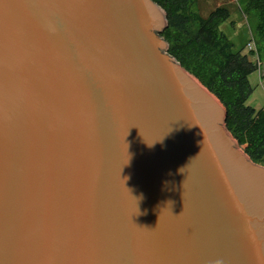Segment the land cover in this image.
Segmentation results:
<instances>
[{"label": "water", "instance_id": "95a60500", "mask_svg": "<svg viewBox=\"0 0 264 264\" xmlns=\"http://www.w3.org/2000/svg\"><path fill=\"white\" fill-rule=\"evenodd\" d=\"M159 9L0 0V264H264V167Z\"/></svg>", "mask_w": 264, "mask_h": 264}, {"label": "trees", "instance_id": "16d2710c", "mask_svg": "<svg viewBox=\"0 0 264 264\" xmlns=\"http://www.w3.org/2000/svg\"><path fill=\"white\" fill-rule=\"evenodd\" d=\"M165 13L167 27L161 37L168 55L211 93L226 111L225 126L241 150L264 167V110L247 106L253 93L249 77L257 66L219 32L229 13L218 8L207 19L195 11V0H153ZM256 12V48L264 52V0H250ZM264 80V78H263Z\"/></svg>", "mask_w": 264, "mask_h": 264}, {"label": "rangeland", "instance_id": "374dc122", "mask_svg": "<svg viewBox=\"0 0 264 264\" xmlns=\"http://www.w3.org/2000/svg\"><path fill=\"white\" fill-rule=\"evenodd\" d=\"M250 0H195L194 11L202 18L207 19L216 9H225L229 13L227 20L219 25L221 32L233 45L235 50L244 48L243 54L249 55V59L254 61L251 52L247 49L248 44L253 41L256 45V37L253 32L257 24L256 12L246 9ZM159 9L163 20L164 12ZM166 22V21H165ZM165 25V24H164ZM256 54L259 57L261 67L259 72L253 73L249 77V83L253 93L247 101V106L255 110H264V52ZM241 149V148H240Z\"/></svg>", "mask_w": 264, "mask_h": 264}, {"label": "built area", "instance_id": "2783aa9c", "mask_svg": "<svg viewBox=\"0 0 264 264\" xmlns=\"http://www.w3.org/2000/svg\"><path fill=\"white\" fill-rule=\"evenodd\" d=\"M247 49L249 50V52L254 53V56H253V59L254 61H252L256 66H257V72H259L260 70V67H261V63L259 61V57L258 55L256 54V46L255 44L253 43V41H251L248 46H247Z\"/></svg>", "mask_w": 264, "mask_h": 264}, {"label": "bare ground", "instance_id": "6f19581e", "mask_svg": "<svg viewBox=\"0 0 264 264\" xmlns=\"http://www.w3.org/2000/svg\"><path fill=\"white\" fill-rule=\"evenodd\" d=\"M190 77V76H189ZM191 79H193L192 77H190ZM194 80V79H193ZM195 81V80H194ZM197 83V81H195ZM198 84V83H197ZM199 85V84H198ZM207 92V91H206ZM215 99V98H214ZM216 100V99H215ZM217 101V100H216ZM218 102V101H217ZM219 103V102H218ZM220 104V103H219Z\"/></svg>", "mask_w": 264, "mask_h": 264}]
</instances>
